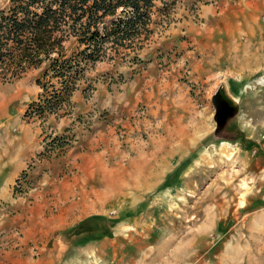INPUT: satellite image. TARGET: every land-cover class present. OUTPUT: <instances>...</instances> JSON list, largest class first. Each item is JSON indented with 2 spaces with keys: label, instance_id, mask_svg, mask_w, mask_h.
<instances>
[{
  "label": "rangeland",
  "instance_id": "rangeland-1",
  "mask_svg": "<svg viewBox=\"0 0 264 264\" xmlns=\"http://www.w3.org/2000/svg\"><path fill=\"white\" fill-rule=\"evenodd\" d=\"M241 1L155 0L148 38L107 49L41 117V69L0 86V264H264V3L224 65L172 37L190 50L206 5ZM232 129L253 146L214 143Z\"/></svg>",
  "mask_w": 264,
  "mask_h": 264
},
{
  "label": "trees",
  "instance_id": "trees-1",
  "mask_svg": "<svg viewBox=\"0 0 264 264\" xmlns=\"http://www.w3.org/2000/svg\"><path fill=\"white\" fill-rule=\"evenodd\" d=\"M7 1L0 9V86L41 69L36 84L44 94L28 106L29 116L41 117L69 102L83 71L106 58L107 49L119 55L148 38L155 0ZM228 133L234 136L214 143L240 140L244 150L254 144L235 129Z\"/></svg>",
  "mask_w": 264,
  "mask_h": 264
},
{
  "label": "crops",
  "instance_id": "crops-1",
  "mask_svg": "<svg viewBox=\"0 0 264 264\" xmlns=\"http://www.w3.org/2000/svg\"><path fill=\"white\" fill-rule=\"evenodd\" d=\"M243 11L240 15L234 13L232 15L222 14V8L216 11L211 7L206 5V7L201 10L207 23L203 28H196L194 26H188L185 29L192 30L189 34L191 35L192 43L188 44L191 46L189 50L183 43L176 40L174 41L176 46L185 53L187 56L194 60V63H204L205 65H224L228 59L231 49L228 44L230 40L233 39L231 34L244 33L249 35H256L259 31V26L251 25L254 22V16L257 11L262 10L261 3L264 0H242ZM239 11V10H236ZM242 16V17H241ZM241 22V23H240ZM240 23V24H239ZM176 30L179 27L175 28ZM173 29V30H175ZM251 51H257L251 47L245 48L244 59L246 60L244 64H249L247 60H255L256 54L251 53ZM127 68V67H125ZM39 90V89H38ZM79 96H77V90H75L69 98V101H78ZM63 124L61 121L58 126L57 132L61 133L60 126Z\"/></svg>",
  "mask_w": 264,
  "mask_h": 264
},
{
  "label": "water",
  "instance_id": "water-1",
  "mask_svg": "<svg viewBox=\"0 0 264 264\" xmlns=\"http://www.w3.org/2000/svg\"><path fill=\"white\" fill-rule=\"evenodd\" d=\"M220 102L221 101L219 99H217V98L213 99V104H214L216 110H219L220 109V107H219V103Z\"/></svg>",
  "mask_w": 264,
  "mask_h": 264
},
{
  "label": "bare ground",
  "instance_id": "bare-ground-1",
  "mask_svg": "<svg viewBox=\"0 0 264 264\" xmlns=\"http://www.w3.org/2000/svg\"><path fill=\"white\" fill-rule=\"evenodd\" d=\"M230 103L232 104V105H236V101H235V99H230ZM220 144H228V143H226V142H222V143H220ZM159 166V165H158Z\"/></svg>",
  "mask_w": 264,
  "mask_h": 264
},
{
  "label": "built area",
  "instance_id": "built-area-1",
  "mask_svg": "<svg viewBox=\"0 0 264 264\" xmlns=\"http://www.w3.org/2000/svg\"><path fill=\"white\" fill-rule=\"evenodd\" d=\"M264 77H261L260 79H259V81H258V84H260V83H263L264 82V79H263Z\"/></svg>",
  "mask_w": 264,
  "mask_h": 264
}]
</instances>
